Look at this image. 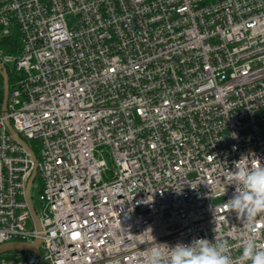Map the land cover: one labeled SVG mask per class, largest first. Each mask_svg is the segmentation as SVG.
I'll list each match as a JSON object with an SVG mask.
<instances>
[{
  "label": "built area",
  "instance_id": "obj_1",
  "mask_svg": "<svg viewBox=\"0 0 264 264\" xmlns=\"http://www.w3.org/2000/svg\"><path fill=\"white\" fill-rule=\"evenodd\" d=\"M0 36V247L40 241L0 264H264V0H0Z\"/></svg>",
  "mask_w": 264,
  "mask_h": 264
},
{
  "label": "water",
  "instance_id": "obj_2",
  "mask_svg": "<svg viewBox=\"0 0 264 264\" xmlns=\"http://www.w3.org/2000/svg\"><path fill=\"white\" fill-rule=\"evenodd\" d=\"M2 74H3V91H4L2 110L4 112H6L7 111L8 98H9V81L6 78V70L5 69L3 70ZM7 126L9 128L10 132L14 135V137L30 150V152L34 158V161H35L36 167L32 173V176H31L29 184H28V188L26 191V199H27V202L29 204V208L31 210V213L37 222L38 228H40V223H39L38 217L36 215V212H35V209H34L32 203H31L30 191H29V188H30V186H31L33 180L35 179L36 174H37V159H36L33 151L28 147L27 143L19 137V135L16 133V131L14 130L13 126L11 125V123L9 121H7ZM11 251L34 252V253L40 255V241L38 240L34 244L7 243V244L0 247V254L6 253V252H11Z\"/></svg>",
  "mask_w": 264,
  "mask_h": 264
},
{
  "label": "rangeland",
  "instance_id": "obj_3",
  "mask_svg": "<svg viewBox=\"0 0 264 264\" xmlns=\"http://www.w3.org/2000/svg\"><path fill=\"white\" fill-rule=\"evenodd\" d=\"M68 20H69L70 23H72L73 18L71 16H69L68 17ZM0 40H2L1 39V36H0ZM39 182L40 181L37 179L36 180V183H35V186H33L32 189H31L32 201H33V204L36 206L37 209H39L40 206H41V203H40L39 198H38L39 197V189L36 188V184H38ZM28 227L29 228L32 227V221L31 220H29V222H28ZM20 253H21L20 251H11L9 253V255H11V256H18ZM22 254L25 255L26 253H23L22 252Z\"/></svg>",
  "mask_w": 264,
  "mask_h": 264
},
{
  "label": "trees",
  "instance_id": "obj_4",
  "mask_svg": "<svg viewBox=\"0 0 264 264\" xmlns=\"http://www.w3.org/2000/svg\"><path fill=\"white\" fill-rule=\"evenodd\" d=\"M16 39H11V38H5L0 40V46L3 47L6 51L8 52H16V47H15ZM3 98H4V91L3 88L0 91V103H3ZM34 152L36 153V149L33 148Z\"/></svg>",
  "mask_w": 264,
  "mask_h": 264
}]
</instances>
